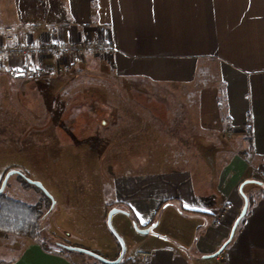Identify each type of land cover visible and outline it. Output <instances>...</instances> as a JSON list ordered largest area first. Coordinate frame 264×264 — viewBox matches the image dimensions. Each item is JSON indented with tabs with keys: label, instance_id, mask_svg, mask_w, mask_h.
<instances>
[{
	"label": "crops",
	"instance_id": "obj_1",
	"mask_svg": "<svg viewBox=\"0 0 264 264\" xmlns=\"http://www.w3.org/2000/svg\"><path fill=\"white\" fill-rule=\"evenodd\" d=\"M20 1L13 41L103 42L111 52L83 63L40 62L61 68L70 84L78 76L100 79L101 92L81 93L103 117L90 136L66 146L55 126L32 128L38 141L49 136L48 156L62 168L46 217L52 242L23 245L0 234V264H103L65 248L115 262L119 249L107 226L113 210L115 234L142 245L119 264H138L142 251L152 254L149 264H264V0ZM8 64L0 59L1 73ZM13 79L14 87L31 80ZM121 87L145 102L128 104L114 92ZM69 102L44 105L43 113L61 120ZM245 200L247 214L230 239ZM225 204L231 211L216 224Z\"/></svg>",
	"mask_w": 264,
	"mask_h": 264
},
{
	"label": "rangeland",
	"instance_id": "obj_2",
	"mask_svg": "<svg viewBox=\"0 0 264 264\" xmlns=\"http://www.w3.org/2000/svg\"><path fill=\"white\" fill-rule=\"evenodd\" d=\"M20 2L25 4L29 0H21ZM8 5L10 10L7 8ZM13 13L14 0H0V38L4 36L5 29L8 28L12 31V28H16L13 24L15 20ZM34 27L40 29L39 26ZM20 42L27 43L25 41ZM27 44L30 45V43ZM66 45L68 44L66 43ZM85 59L86 56H84L83 61L79 62L76 58L69 56L63 60L83 63ZM7 73L1 74L6 77L7 81L0 82V187L9 172H16L17 174L8 179L4 194L28 205H41L43 211H45L50 207L46 198L56 195L53 189L60 184L58 180L61 178L62 168L60 162L54 161L53 158L48 156L49 136L45 133L42 137L40 136L41 139L38 141L37 137L32 135V128L44 126L49 129L55 126L54 134L58 137L61 146H66L70 141H77L80 138L90 136L88 132L90 129L88 128L92 122L102 119L103 114H100L98 109L95 108L97 104L92 102L95 99L88 98L87 100L91 102L84 103L86 100L83 97L84 93L81 92H101L99 88L102 83L97 77L78 76L70 84L65 77H62V71L61 74H53L54 77L50 79L47 76L52 74H46L41 79L23 80L21 85L17 84L14 87L15 80L13 78L15 77ZM46 77L48 81L45 80ZM123 89V87L120 89L114 88V92H123L124 99L128 104L138 105L145 102V97L143 98L141 94L129 96ZM49 92L57 93L56 96L53 94L52 97H47ZM67 99L70 102L64 112L66 117H61V120L60 118L54 120L53 113L49 115L46 111L43 113L44 105L59 107ZM39 106L41 110L38 111L36 107ZM93 113L95 114L93 115ZM43 131H46V129ZM48 131L50 132V129ZM21 175H24V177ZM29 181L40 184L43 190L35 187L27 188L25 184H28ZM244 195H248V192H244ZM49 224L48 219L45 220L43 238L37 241L45 246L51 245L52 242L50 240L52 237L47 234ZM108 229L114 236L116 248L119 249V258L127 259L142 249V245L135 239L119 238L115 234L113 231L117 229L115 221L114 229L112 221H110ZM21 242L25 245L28 241L22 240Z\"/></svg>",
	"mask_w": 264,
	"mask_h": 264
},
{
	"label": "built area",
	"instance_id": "obj_3",
	"mask_svg": "<svg viewBox=\"0 0 264 264\" xmlns=\"http://www.w3.org/2000/svg\"><path fill=\"white\" fill-rule=\"evenodd\" d=\"M39 31L38 27L33 28ZM9 36L7 42L0 44V59L9 62L7 72L12 77L25 76L30 79H40L46 74H61V68H47L40 62L47 59H65L69 56L76 58L77 61H83L84 56L88 54H104L111 52V46L103 42L84 41L76 45L58 44L53 38L47 37L37 42L35 45H29L24 42L12 40L11 29L5 30ZM231 208L225 204L216 216V224L226 221ZM138 264H149L152 254L147 251L139 252L136 256ZM219 264H224V259H219Z\"/></svg>",
	"mask_w": 264,
	"mask_h": 264
},
{
	"label": "trees",
	"instance_id": "obj_4",
	"mask_svg": "<svg viewBox=\"0 0 264 264\" xmlns=\"http://www.w3.org/2000/svg\"><path fill=\"white\" fill-rule=\"evenodd\" d=\"M1 74L2 73L0 72V75ZM21 176L24 177V175ZM25 186L27 188L33 187L28 184H25ZM46 200L51 207L52 199L46 198ZM166 205L169 204L165 203L158 209L154 218L153 226L156 225L159 214ZM50 207L43 211L41 205H28L24 202L8 197L3 192L2 195H0V234L14 236L31 241H38L42 239L44 235L43 224L46 220ZM177 209L180 213L183 212L182 208L178 207ZM125 213L129 214L128 211H125ZM131 219L134 226L138 228L136 220L133 217H131ZM242 220L240 222H242ZM80 253L86 254L84 252ZM86 255L91 256L92 258L98 257L102 259L99 256H93L91 254Z\"/></svg>",
	"mask_w": 264,
	"mask_h": 264
},
{
	"label": "water",
	"instance_id": "obj_5",
	"mask_svg": "<svg viewBox=\"0 0 264 264\" xmlns=\"http://www.w3.org/2000/svg\"><path fill=\"white\" fill-rule=\"evenodd\" d=\"M14 174H17V173H16V172H9V173L5 176V178H4L3 182H2V185H1V187H0V195H2V193L4 192V189H5V186H6V183H7L8 179H9L12 175H14ZM28 184L31 185V186H33V187H35V188H37V189L43 190V188L41 187V185L38 184V183H34V182H30V181H29ZM241 191H242V188H240V192H241ZM247 208H248V203H247V201L245 200L244 208H243V210H242L240 216L237 218V220L235 221V223H234V225H233V228H232V231H231V234H230V239H232V237H233V235H234V233H235V230L237 229V226L239 225L240 221L246 216V214H247ZM117 213H118L117 210H113V211H111V212L108 214V216H107V226H108V227H110V221H111L112 216L115 215V214H117ZM135 228H136V226H135ZM136 230H137V232H139V233L142 234V235H147V234H148V231L140 232V231H138L137 228H136ZM65 249H66L67 251H69V252H82V251H79V250H76V249H73V248H65ZM221 253H222V250L219 252L218 255H220ZM86 254H89V253H86ZM89 255H90V254H89ZM94 258H96L98 261H100V262L103 263V264H119V263L121 262V260H122V257H120V258H119L117 261H115V262H108V261H106V260H104V259H100V258H98V257H94Z\"/></svg>",
	"mask_w": 264,
	"mask_h": 264
}]
</instances>
